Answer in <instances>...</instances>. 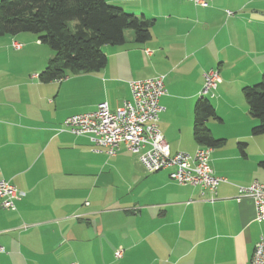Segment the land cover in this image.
I'll use <instances>...</instances> for the list:
<instances>
[{"label":"crops","instance_id":"obj_1","mask_svg":"<svg viewBox=\"0 0 264 264\" xmlns=\"http://www.w3.org/2000/svg\"><path fill=\"white\" fill-rule=\"evenodd\" d=\"M106 2L153 23L144 43L126 31L122 45L102 47L98 72L41 82L53 51L33 34L0 36V180L19 193L15 211L0 208V264H251L264 222L236 196L264 184V136L251 134L258 121L242 92L264 73V0ZM209 70L221 82L203 97L217 118L205 125L223 140L209 164L226 180L213 201L171 181L170 170L145 172L125 148L109 157L59 131L71 115L130 101V82L161 76L159 130L171 155L193 156L203 148L194 107Z\"/></svg>","mask_w":264,"mask_h":264},{"label":"trees","instance_id":"obj_2","mask_svg":"<svg viewBox=\"0 0 264 264\" xmlns=\"http://www.w3.org/2000/svg\"><path fill=\"white\" fill-rule=\"evenodd\" d=\"M70 23H74L73 30ZM152 23L106 0H0V36L35 34L53 51L38 76L41 82L100 71L106 65L102 47L122 45L126 31L133 32L137 43H144L150 38ZM242 92L249 116L258 121L251 134L264 136V73L258 84ZM209 119H217L215 109L200 97L194 107L193 136L199 145L213 149L223 140L211 136L205 125Z\"/></svg>","mask_w":264,"mask_h":264},{"label":"built area","instance_id":"obj_3","mask_svg":"<svg viewBox=\"0 0 264 264\" xmlns=\"http://www.w3.org/2000/svg\"><path fill=\"white\" fill-rule=\"evenodd\" d=\"M200 8L208 6V0H186ZM231 15V12H227ZM14 49L21 45L13 43ZM221 78L217 71L209 70L204 75V85L200 97L215 90ZM130 101L110 111L106 103L97 105L91 113L75 114L67 117L60 132L90 139L96 146L95 153L109 157L125 148L135 155L147 173L170 170L171 181L182 186H191L209 194V200L216 198L217 188L226 180L214 175L209 164L211 148H199L193 156L183 153L171 155L159 130V115L162 107L160 98L166 93L164 77H152L129 83ZM19 193L14 185L0 180V208L15 211ZM249 198L255 208V220L264 222V184L253 181L247 187H239L236 199ZM0 247V253L3 252ZM122 252L116 253L121 258ZM251 264H264V238L255 245Z\"/></svg>","mask_w":264,"mask_h":264},{"label":"rangeland","instance_id":"obj_4","mask_svg":"<svg viewBox=\"0 0 264 264\" xmlns=\"http://www.w3.org/2000/svg\"><path fill=\"white\" fill-rule=\"evenodd\" d=\"M73 26H74V23H70V25H69V27H70V29H72L73 30ZM28 35H30V34H28ZM34 36H35V34H33ZM43 45V44H42ZM45 48H49L48 46H46V45H43ZM67 76L69 77V76H73V75H71V74H67Z\"/></svg>","mask_w":264,"mask_h":264}]
</instances>
